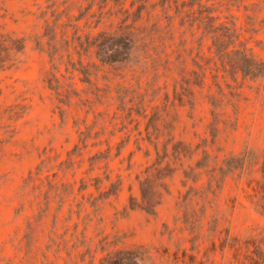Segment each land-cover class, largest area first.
Listing matches in <instances>:
<instances>
[{
  "label": "rangeland",
  "instance_id": "1",
  "mask_svg": "<svg viewBox=\"0 0 264 264\" xmlns=\"http://www.w3.org/2000/svg\"><path fill=\"white\" fill-rule=\"evenodd\" d=\"M51 1L0 0V33L23 43L15 54L10 51L13 63L0 66V264H110L112 257L121 264H238L234 251L247 264L254 243L264 252V215L250 202V186L260 178L264 159V75L224 77L218 58L208 51L210 37H202L196 24L179 25L172 0L170 8L162 0H106L105 5L93 0L78 19L91 0H54L46 8ZM192 1V9L207 7L215 23L235 29L236 47L245 45L264 59V0ZM127 8L137 15L141 9L136 24H154L163 45L178 48L171 58L181 52L188 67L201 71L190 63L196 56L207 77L203 87L193 85L194 95L174 98L172 74H162V68L128 69L124 62L102 64L93 53L81 55L83 64H96L88 67L90 83H82L75 69L65 70L64 56L49 60L40 36L44 20L51 24L58 16L55 37L60 28L69 37L75 27L87 31L100 10L96 28H107L126 16ZM110 46L113 57L125 56L124 48ZM76 55L73 51V61ZM52 72L57 93L47 84ZM209 94L219 103L214 120ZM144 108L160 114L157 139L146 138V119L139 114ZM79 130H86L85 147L77 139ZM172 135V141L199 145L191 158L169 159L171 143L163 158ZM107 146L108 155L90 166L87 156ZM203 150L209 161L241 157L244 151L251 160L240 177L238 168L223 173L222 165L209 186L208 175L189 168L206 159ZM155 161L160 168L155 184L143 187L151 197L145 201L139 179ZM29 173L34 191L24 185Z\"/></svg>",
  "mask_w": 264,
  "mask_h": 264
},
{
  "label": "trees",
  "instance_id": "2",
  "mask_svg": "<svg viewBox=\"0 0 264 264\" xmlns=\"http://www.w3.org/2000/svg\"><path fill=\"white\" fill-rule=\"evenodd\" d=\"M99 3L98 7L105 5L107 2L106 0H98ZM168 2V8H170V0H162V4L164 2ZM54 0L50 3L45 5L46 8L51 7L54 4ZM175 15L179 16V25L183 23L189 24V28L191 29L194 24H196V30L201 29L202 37L209 36L210 37V45L208 46V51L213 53L216 56L220 63L221 69L224 71L225 76L226 74L230 75V77H236V73L240 72L244 79L248 78L249 80H254L255 77L258 75H264V59L258 58L256 55L253 54L249 48L245 47V45L238 44L239 46L236 47L235 43L232 39L234 35L235 29L230 32V26H226L225 23L219 22L215 23L214 16L210 14L207 7H200V4L196 9H192L193 1L192 0H181V2H177V0H172ZM93 0H91L86 6L84 12H81L79 15L76 16V19L80 18L82 14H84L89 8L91 7ZM133 3L131 4L132 7ZM185 7H187L185 9ZM55 8H52L51 12L53 14ZM203 11L206 14H203ZM122 13H127L126 16L118 18L116 23L112 25L110 23L107 28H96L101 15V10L96 17L94 24L88 28L87 31L77 32V27L74 28L71 35L67 37L66 30L63 28L59 29V34L55 37V23L57 22L58 16L53 18V22L49 24L48 21H43V31L40 36L45 37L44 44L46 45V55L48 56L49 60L54 59L55 55L56 58L60 61L61 57L64 56V65L65 70L67 66L71 67V69H75L77 73L80 75L77 76V79L82 83H90V71L89 66L95 67V62L86 61V63H82L81 55L91 57L93 53V57L101 62L102 64L107 62H114L120 61L124 62L128 65V69H134L135 66H144L149 69H153V71L159 72L160 68L163 69L162 74L169 72L171 78L173 80V95L174 98H177L179 101L182 100L184 95L192 94L194 95L195 91L192 88L193 85H197L199 87H203L205 83V78L207 77L206 69L197 61L195 57H191L192 50L188 53L190 58V63L194 66L202 68L201 71H198L195 68H190L187 66L186 57L182 58V53L179 52L176 56H173V52H176L178 48H172L173 43H169L168 45H163L164 41H161V34L156 35L158 32V28L153 24L150 28H147L145 25L136 24L138 22L139 17L141 16V9L138 10V15L135 13V10L129 12V8L123 10ZM51 14V15H52ZM93 14V13H92ZM90 14V15H92ZM130 15H134L131 17V21L127 22V19ZM171 20L169 21V23ZM189 22V23H188ZM86 23V21H85ZM84 23V24H85ZM73 27V26H72ZM194 32V31H193ZM172 37H170L171 39ZM228 40V42H227ZM40 39L37 40L36 44L39 46ZM224 42L226 45H223ZM111 45H116L118 47L124 48L125 56L122 58H115L114 55L110 54ZM231 45V46H230ZM23 47L22 39L20 37H12L10 35H2L0 33V66L3 68L4 63H8L10 66L13 61V56H10V51H13L15 54ZM167 47V49H166ZM71 48L76 55V60H72V52L68 49ZM170 49V51L168 50ZM60 50V51H59ZM64 51V52H62ZM88 51L89 54L87 53ZM60 52V53H59ZM162 58L164 61L162 62ZM77 64L76 66L74 64ZM216 60L214 61V64ZM149 64V65H147ZM54 67H58L56 63H53ZM215 68H218L215 66ZM160 74V73H159ZM55 72L50 74L48 77L47 84L50 88H54L56 93L59 92L58 90V83L53 85L51 80H55L57 82ZM165 86H166V79H165ZM226 85H228L226 83ZM96 87V86H95ZM75 90V92L73 91ZM69 90L71 93H77L76 89ZM229 94L233 95V93L229 92ZM207 102L211 106V114L213 120L216 119L215 115L217 114V107L218 104L216 101V96L214 94H209ZM131 114V111H130ZM143 118L146 119L145 122V133L146 138L150 140L152 135L154 134L155 130H157L156 119L159 118L160 114L157 111H151L148 113L146 108L143 109L142 113ZM210 134L212 135L211 130L214 129V126H210ZM170 133H168V136ZM87 136L86 130H79L77 139L82 144V147L86 146L85 137ZM155 139L159 137V132L154 134ZM167 142L164 144L163 158L168 156V149L167 144L171 143V157L173 158H185V157H192L194 152L197 151L199 145L195 148H191L190 144L183 142L182 140H175L172 141L174 135L170 136ZM157 142V140H156ZM155 145H157L155 143ZM77 145L74 144L71 151H75ZM108 146L107 149L104 151H100L97 149L92 154L87 156V161L90 166L96 160V158H104L108 155ZM203 155L205 151L203 150ZM162 158V160H163ZM169 159H167L166 164H169ZM218 157L216 156L215 159L209 161V155L206 156V159L202 161L196 159L194 165L189 166L192 171L199 170L200 173L206 174L209 176L208 184L209 186L212 185V180L215 179L217 172L220 171L222 165L226 166V170L223 173L234 172L237 168L239 169V177L243 175V173L247 169V163L250 162L251 157L249 152L244 151L242 156L232 155L228 158L217 160ZM68 161V160H65ZM160 161H155L153 164L148 166L145 169L144 177L139 179L140 189H141V196L142 199L146 201V199L151 198L147 196V194H143V187L147 186V188L151 187V184H155V178L157 177L156 170L160 168L158 165ZM246 163V165L244 164ZM91 169V167H90ZM260 178L254 180L251 184L250 189V202L258 209L261 214L264 215V159L261 160L260 166ZM37 171H35L36 173ZM187 173L186 171L184 172ZM156 174V176H155ZM108 176H105L107 178ZM83 180L80 179V182ZM153 184V186H154ZM25 186H30V188L34 191L37 187V184L34 183V177L31 173L26 176L25 179ZM82 185L85 187V183L82 182ZM160 185V183H159ZM162 186V185H161ZM38 194V192H34L33 198ZM148 201V200H147ZM153 202L150 200V202ZM149 203V202H148ZM256 250H252L251 254L247 259V264H264V252L260 248V245L257 243L253 244ZM237 247H235V250ZM233 257L237 260L238 264H244L245 260L240 259L237 251H234ZM110 264H121L118 259L112 257L109 258Z\"/></svg>",
  "mask_w": 264,
  "mask_h": 264
}]
</instances>
